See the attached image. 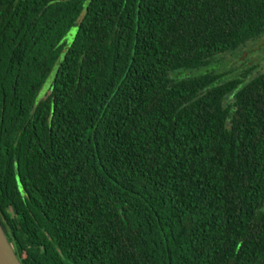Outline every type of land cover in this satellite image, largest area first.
Listing matches in <instances>:
<instances>
[{
  "label": "trees",
  "instance_id": "16d2710c",
  "mask_svg": "<svg viewBox=\"0 0 264 264\" xmlns=\"http://www.w3.org/2000/svg\"><path fill=\"white\" fill-rule=\"evenodd\" d=\"M263 37L264 0H0L19 263L264 264V71L223 69Z\"/></svg>",
  "mask_w": 264,
  "mask_h": 264
},
{
  "label": "rangeland",
  "instance_id": "374dc122",
  "mask_svg": "<svg viewBox=\"0 0 264 264\" xmlns=\"http://www.w3.org/2000/svg\"><path fill=\"white\" fill-rule=\"evenodd\" d=\"M262 40L264 41V37ZM256 48H257V46L254 47V49L250 46H245L242 50H240L239 51V55H240L239 58H237V56H234L229 60V63H228L229 66L228 65L223 66V69L227 72L226 74L229 75L231 73L228 70L229 68H231L232 70L237 68L242 73L241 75H244V76H246V75L252 76L259 71H264V55L260 59H258V57L255 58V56H253L250 59V62L248 64H245V61L247 59V52L251 51V54H252L256 50ZM237 61H239V62H237ZM238 63H241V65ZM242 64H244V66ZM251 67H256V69L255 70L248 69ZM212 68H215V65H212L210 62L207 66H205L203 68V70L209 71ZM218 68H220V67H218ZM49 82H50V76H48L47 79L45 80L44 86H47L46 84H48ZM47 93L48 92L45 90L42 97L45 96Z\"/></svg>",
  "mask_w": 264,
  "mask_h": 264
},
{
  "label": "water",
  "instance_id": "95a60500",
  "mask_svg": "<svg viewBox=\"0 0 264 264\" xmlns=\"http://www.w3.org/2000/svg\"><path fill=\"white\" fill-rule=\"evenodd\" d=\"M0 264H20L0 227Z\"/></svg>",
  "mask_w": 264,
  "mask_h": 264
}]
</instances>
